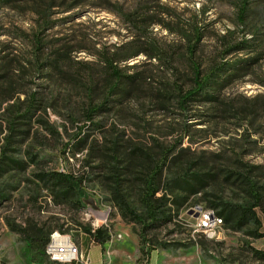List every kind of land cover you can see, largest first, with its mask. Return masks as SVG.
I'll return each instance as SVG.
<instances>
[{
  "label": "rangeland",
  "instance_id": "374dc122",
  "mask_svg": "<svg viewBox=\"0 0 264 264\" xmlns=\"http://www.w3.org/2000/svg\"><path fill=\"white\" fill-rule=\"evenodd\" d=\"M239 2H0V73H7V82L0 85L21 100L35 93L46 104L31 119H24L32 123V133L19 136L24 138L12 144L7 143L9 117L3 111L7 102L0 107V157L6 148L7 156L23 162L20 167L12 164L13 168L4 167L0 172V264H53L43 255L34 260L28 235L22 231L25 227L64 230L60 233L69 234L84 249L85 228L93 229L97 223L107 230L108 238L102 246H87L95 259L91 264H264L251 251L264 249V236L248 234L252 225L240 230L221 225L214 238L197 230L199 213L208 208L202 198L207 196L201 193L191 196L178 212L173 210L172 221L148 231L145 249L151 250L142 254L140 225L122 219L109 187L86 164V150L75 152L73 144V137L81 131L99 142L104 135H119L154 158L166 148L176 152L181 147L195 153L242 157L258 166L256 171L261 174L257 178L264 183V127L256 133L245 124L238 126L239 120L211 116L204 108L180 109L176 104L178 87L191 84L188 46L194 42V27L199 28L202 38L192 59L204 70L215 61L260 55L253 73L231 85L226 95L243 99L264 93V86L259 84L264 80V43L252 52L235 50L222 58L226 47L248 37L250 23L264 21V10H260L264 0H249L247 24L239 22ZM258 36H264V25ZM132 38L140 53L119 67L122 73L135 76L133 94L122 104H115L113 110L95 116L93 124L87 123L81 110L83 97L78 95L81 84L91 75L100 81L106 79L109 71L102 62V52L119 44L126 46ZM67 51L68 57L59 56ZM55 58V67L49 71L47 67ZM27 103L22 104L21 113ZM183 135L187 136L181 139ZM256 139L255 144L249 142ZM52 170L85 173L83 186L88 199L78 204L77 198L67 202L60 199L53 184L42 176ZM215 192L232 202L246 199L244 192L229 187ZM129 199L141 209L138 192ZM259 215L264 232V216Z\"/></svg>",
  "mask_w": 264,
  "mask_h": 264
},
{
  "label": "trees",
  "instance_id": "16d2710c",
  "mask_svg": "<svg viewBox=\"0 0 264 264\" xmlns=\"http://www.w3.org/2000/svg\"><path fill=\"white\" fill-rule=\"evenodd\" d=\"M10 1L12 0H0L5 3ZM239 3V22L247 24L249 0H240ZM260 10H264V2ZM257 23H250L252 29L246 33L248 37L244 36L236 44L226 47L222 58L235 50L251 49L252 52L257 45L263 44L264 36L258 35L264 21L261 22L262 24L256 25ZM193 36L194 42L188 46L191 84L188 87L182 85L178 87L177 106L184 110L192 107L204 108L211 116H222L225 120H239L238 126L245 124L253 128L254 132L260 133L261 128L264 127V93L252 97L243 96V99L226 95L231 85L253 73L260 55L230 61H215L204 70L200 62L192 59L202 38L198 27L193 28ZM134 42L132 38V41L127 43V47L119 44L102 52V62L109 71L108 77L103 79L104 82L91 75L87 83L81 84L78 95L83 97L81 110L87 123L93 124L95 116L113 110L115 104H122L133 94L135 76L122 73L119 66L140 53ZM68 54L67 51L59 56L68 57ZM55 63L56 58L49 63L47 69L52 71ZM6 74V72L0 73L1 83L7 82ZM259 82L264 86V80ZM5 102L7 105L3 111L9 117L7 123L10 131L7 143L12 144L18 142V138L20 140L24 138L19 136H29L32 133V123L24 119H31L37 110L42 107L45 109L46 104H43V99L37 98L35 93L21 100L19 97L16 98L15 92H10L7 87L0 85V107ZM26 103L25 111L21 113L22 104ZM19 104L21 107H18ZM186 136L183 135L181 139ZM111 137L104 135L99 142L96 138L90 139V133L79 131L73 137L74 151L86 150L84 155L86 164L109 187L122 219L140 225L142 254L145 255L151 250V247L145 249L148 231L160 223L172 221L175 214H172V211L178 212L191 196L200 193L207 196L202 198L206 201L207 207L213 209L222 218V225L234 230L252 225L253 229L248 234L254 237L264 236L261 230L263 220L259 215L261 213L264 216V183H260L257 178L261 174L256 171L257 165L245 162L242 157L236 159L222 153H195L186 147L176 149V152L175 148H166L160 157L154 158L148 151L130 145L119 135H111ZM249 142L255 144L257 139ZM5 150L0 157V172L5 170L4 167L13 168L14 165L20 167L23 164L22 161L7 156ZM42 176L53 184L57 196L65 202L77 198L78 204L79 201L87 200L89 197L83 186L85 173L52 170L43 173ZM228 187L244 192L246 199L232 202L215 192L217 189L224 190ZM137 192L141 209L134 207L129 199L131 194ZM52 230L53 228L45 230L41 227L22 229L27 233L30 247L34 250V260H38L40 255L47 256L45 247ZM60 232L65 233L64 230ZM107 238V230L102 226L95 230L85 228L82 244L87 250V246L91 243L102 246ZM251 251L254 258L264 261V249L251 248ZM51 263L58 264L54 261Z\"/></svg>",
  "mask_w": 264,
  "mask_h": 264
},
{
  "label": "built area",
  "instance_id": "2783aa9c",
  "mask_svg": "<svg viewBox=\"0 0 264 264\" xmlns=\"http://www.w3.org/2000/svg\"><path fill=\"white\" fill-rule=\"evenodd\" d=\"M99 226L101 225L97 223L93 230ZM197 226V230H201L207 233L210 238H214L216 228L220 227L221 223L214 219L213 209L205 208L199 213ZM45 253L51 261L58 264H89L91 261L89 252L74 242L69 234L67 236H50L45 247Z\"/></svg>",
  "mask_w": 264,
  "mask_h": 264
},
{
  "label": "bare ground",
  "instance_id": "6f19581e",
  "mask_svg": "<svg viewBox=\"0 0 264 264\" xmlns=\"http://www.w3.org/2000/svg\"><path fill=\"white\" fill-rule=\"evenodd\" d=\"M213 217H214L215 220H218V221L221 223V225L223 224L222 218L219 217V216L215 213L214 210H213ZM51 236H67V235H63V234H61L59 231H54V232L51 234Z\"/></svg>",
  "mask_w": 264,
  "mask_h": 264
},
{
  "label": "crops",
  "instance_id": "0c3cea01",
  "mask_svg": "<svg viewBox=\"0 0 264 264\" xmlns=\"http://www.w3.org/2000/svg\"><path fill=\"white\" fill-rule=\"evenodd\" d=\"M87 251H88V250H87ZM89 255H90V253H89ZM90 258H91V261H90L89 264H91V262H92L93 260H95L94 257H93V254H92V256H91Z\"/></svg>",
  "mask_w": 264,
  "mask_h": 264
},
{
  "label": "water",
  "instance_id": "95a60500",
  "mask_svg": "<svg viewBox=\"0 0 264 264\" xmlns=\"http://www.w3.org/2000/svg\"><path fill=\"white\" fill-rule=\"evenodd\" d=\"M196 208H197V209H199V210L201 209V207H200V206H196Z\"/></svg>",
  "mask_w": 264,
  "mask_h": 264
}]
</instances>
